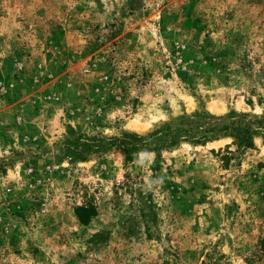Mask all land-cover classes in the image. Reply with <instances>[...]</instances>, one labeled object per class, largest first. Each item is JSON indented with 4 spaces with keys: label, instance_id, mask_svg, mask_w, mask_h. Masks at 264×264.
<instances>
[{
    "label": "rangeland",
    "instance_id": "374dc122",
    "mask_svg": "<svg viewBox=\"0 0 264 264\" xmlns=\"http://www.w3.org/2000/svg\"><path fill=\"white\" fill-rule=\"evenodd\" d=\"M263 240L264 0H0V264H264Z\"/></svg>",
    "mask_w": 264,
    "mask_h": 264
},
{
    "label": "trees",
    "instance_id": "16d2710c",
    "mask_svg": "<svg viewBox=\"0 0 264 264\" xmlns=\"http://www.w3.org/2000/svg\"><path fill=\"white\" fill-rule=\"evenodd\" d=\"M209 60L211 64L216 63L212 57H209ZM244 145L247 146L250 144L247 142ZM132 159L133 156L127 151L125 161L128 162ZM122 185L128 195V206L131 212L134 214V217L138 219V223L143 226L146 235L152 236L156 232L155 229L157 224L156 206L153 201L152 192L146 187L143 178L124 181ZM115 193L118 194V191ZM120 196L119 194L115 202L121 199ZM74 211L79 221L83 224H87L90 218L97 213L96 206L88 200H84L83 203L77 205ZM262 250L264 252V244ZM252 262H254V256L247 258V264H252Z\"/></svg>",
    "mask_w": 264,
    "mask_h": 264
}]
</instances>
